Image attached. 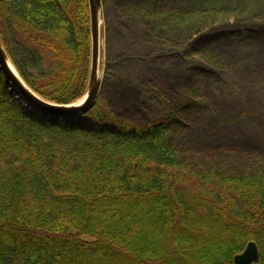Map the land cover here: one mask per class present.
<instances>
[{
  "label": "trees",
  "instance_id": "1",
  "mask_svg": "<svg viewBox=\"0 0 264 264\" xmlns=\"http://www.w3.org/2000/svg\"><path fill=\"white\" fill-rule=\"evenodd\" d=\"M253 12L152 0L142 15L166 34L207 23L237 39L264 28ZM0 39L44 100L85 96L89 0H0ZM199 94L190 86L172 115L148 123L119 117L101 95L89 111L59 114L28 107L0 71V264H234L249 241L264 264V173L193 171L170 138Z\"/></svg>",
  "mask_w": 264,
  "mask_h": 264
},
{
  "label": "rangeland",
  "instance_id": "2",
  "mask_svg": "<svg viewBox=\"0 0 264 264\" xmlns=\"http://www.w3.org/2000/svg\"><path fill=\"white\" fill-rule=\"evenodd\" d=\"M151 2L103 0L102 98L119 117L148 123L172 115L182 95L196 86L200 94L194 106L185 117L175 118L177 124L170 133L183 165L196 172L264 173V28H248L237 39L207 23L201 32L190 24L166 34L142 15ZM169 3L187 11L246 5L264 24V0ZM200 51L208 52L212 64L196 56ZM193 62L198 63L195 74L190 69ZM242 111L254 113L223 121Z\"/></svg>",
  "mask_w": 264,
  "mask_h": 264
},
{
  "label": "water",
  "instance_id": "3",
  "mask_svg": "<svg viewBox=\"0 0 264 264\" xmlns=\"http://www.w3.org/2000/svg\"><path fill=\"white\" fill-rule=\"evenodd\" d=\"M91 21V60L89 83L85 96L74 104L63 105L44 100L26 83L12 63L0 39V71L11 89L26 103L43 111L54 113H77L91 110L97 103L104 79L102 28L105 21L103 0H89ZM83 102V103H82ZM260 259V250L255 241H249L243 252L235 255L234 264H254Z\"/></svg>",
  "mask_w": 264,
  "mask_h": 264
},
{
  "label": "snow or ice",
  "instance_id": "4",
  "mask_svg": "<svg viewBox=\"0 0 264 264\" xmlns=\"http://www.w3.org/2000/svg\"><path fill=\"white\" fill-rule=\"evenodd\" d=\"M83 103V102H82Z\"/></svg>",
  "mask_w": 264,
  "mask_h": 264
}]
</instances>
